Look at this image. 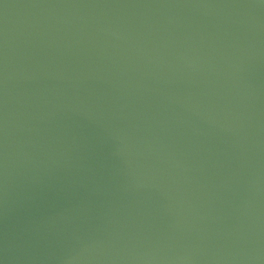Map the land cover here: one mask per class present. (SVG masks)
Masks as SVG:
<instances>
[{
  "label": "water",
  "instance_id": "obj_1",
  "mask_svg": "<svg viewBox=\"0 0 264 264\" xmlns=\"http://www.w3.org/2000/svg\"><path fill=\"white\" fill-rule=\"evenodd\" d=\"M0 264H264V0H0Z\"/></svg>",
  "mask_w": 264,
  "mask_h": 264
}]
</instances>
